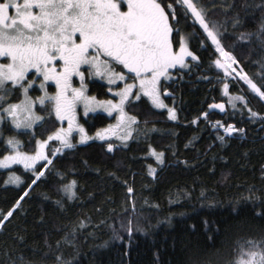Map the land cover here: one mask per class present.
Returning a JSON list of instances; mask_svg holds the SVG:
<instances>
[{
  "label": "trees",
  "instance_id": "1",
  "mask_svg": "<svg viewBox=\"0 0 264 264\" xmlns=\"http://www.w3.org/2000/svg\"><path fill=\"white\" fill-rule=\"evenodd\" d=\"M195 2L216 23L226 50L239 61L235 67L259 85L264 46L255 34L239 37L255 33L264 22L261 0ZM228 3L232 7L222 6ZM237 13L241 22L233 25ZM179 29L198 59L164 81L171 94L166 102H173L178 112L176 121L142 97L126 107L139 121L129 140L73 139V148L55 155L59 144L51 140L50 164L0 170V219L20 200L0 226V264H56L58 252L73 264H220L233 258L245 241L264 239V215L259 214L264 209V100L216 65L213 47L190 17L181 20ZM39 83L37 79L29 89L33 98L41 95ZM46 88L49 94L55 91L54 85ZM88 93L111 97L99 81L89 84ZM228 96H244L247 103L237 102L234 108ZM22 98L17 91L8 102ZM216 102L226 104L223 115L209 112ZM249 108L260 115L254 118ZM35 111L44 122L33 132L13 128L8 118L0 124V158L9 153L8 138L31 153L37 140L62 126L46 106L36 105ZM111 121L101 113L82 119L91 137ZM217 122L236 131L226 135L224 127H213ZM108 143L114 145L111 152ZM150 148L163 153L162 163ZM38 171L43 175L37 177ZM10 173L20 177L19 183H6ZM70 180L76 181L72 199L62 190Z\"/></svg>",
  "mask_w": 264,
  "mask_h": 264
},
{
  "label": "snow or ice",
  "instance_id": "2",
  "mask_svg": "<svg viewBox=\"0 0 264 264\" xmlns=\"http://www.w3.org/2000/svg\"><path fill=\"white\" fill-rule=\"evenodd\" d=\"M222 6L232 7L231 3ZM260 7L264 10V0H261ZM189 17L198 22L206 34L205 39L215 45L223 58L215 61L218 67L228 71L232 64L239 63L236 56L226 50L219 28L209 19L206 8L198 7L194 0H0V58L6 61L0 62V124L7 118L16 128H32L37 121L43 123L44 117L35 111L37 103L42 110L46 106L49 115L54 112L57 120L67 119L68 122L67 128H55L47 139L37 140L36 150L32 153L19 151L20 141L14 137L8 138L5 143L9 146V153L0 158V165L18 161L25 168H31L38 160H46L50 164L45 146L53 139L60 142L61 147L56 148L53 155L63 148H73L75 145L71 142V134L74 127L79 130V142L92 139L83 125L76 122L77 105L81 103L85 114L97 107L109 114L115 110L118 113L115 127L125 130L119 138L121 141L129 140L136 130L133 126L139 123L137 116L125 110L129 97L137 100L146 97L153 107L166 108L162 95L168 93V88L163 84L171 78V70L178 65L188 67V57L198 59L179 29L181 20L186 22ZM240 22L237 13L232 23L238 25ZM254 34L264 46V22L260 23L255 33H240L239 38L249 39ZM113 63L121 65L127 72H116ZM85 65L90 74L94 71L95 75L106 78L109 85L117 80L124 81L123 87L116 85L115 89L108 88L119 99L97 100L95 96L87 95L85 73L81 70ZM32 73L35 75L28 79ZM74 76L80 78L79 87L73 84ZM239 78L264 100V76L258 85L241 69ZM37 79L44 94L34 99L28 93ZM129 79L131 82H128ZM48 81L55 82L56 91L53 94L47 92ZM223 87L227 90L228 84L225 83ZM17 91L23 92V99L18 103L8 102V97ZM235 100L247 103L244 96L231 97L229 102L234 108ZM213 106L224 107L223 104L209 107ZM248 111L254 118L260 115L252 112L251 108ZM168 115L173 120L177 119L175 108H168ZM201 115L207 116V113ZM213 127H224L226 132L235 131L231 124L225 127L217 122ZM112 128L109 125L107 129H98L95 136L103 140ZM220 139L223 140V137ZM113 148L112 143L107 144L109 152ZM150 151L157 161L163 162L162 152L152 148ZM42 175V171L36 172L37 177ZM19 181V176L10 173L6 183ZM75 185V180L62 185L68 199L75 195ZM127 192L132 194L133 188L129 186ZM19 204L18 199L12 209L3 214L0 226L13 215V209ZM132 208L135 209V203ZM259 214L264 215V209ZM128 224H131V220ZM127 231L131 233L132 228L128 227ZM55 261L56 264H73L59 252L55 255ZM220 264H264V239L245 241L239 245L233 258L223 259Z\"/></svg>",
  "mask_w": 264,
  "mask_h": 264
},
{
  "label": "rangeland",
  "instance_id": "3",
  "mask_svg": "<svg viewBox=\"0 0 264 264\" xmlns=\"http://www.w3.org/2000/svg\"><path fill=\"white\" fill-rule=\"evenodd\" d=\"M194 2H195V0H194ZM190 20L192 21V23H193V19L192 18H190ZM195 24H196V26L201 30V33L204 35V37L206 36V34L203 32V29L199 26V24H198V22H195ZM186 37V36H185ZM209 43H210V45L213 47V49H214V51H215V53H216V55L217 56H219V53L216 51V47H215V45H213L212 43H211V41L210 40H207ZM186 42H187V45H188V47H189V40H188V38L186 37ZM190 49V48H189ZM191 59V57H188V58H186V60H187V64H188V66H189V60ZM0 62H6V61H4V59L3 58H0ZM228 63H231L230 61L228 62ZM112 67H113V69L116 71V72H120V71H124V72H127V70L126 69H123V67L121 66V65H118V64H116V63H113V65H112ZM184 68H186V67H182V66H177L175 69H172L171 70V72H172V76H171V78L170 79H172L174 76H175V73H174V71H178V70H183ZM81 70L82 71H84V73H85V80H84V83L87 85V88H86V94L87 95H89V96H93V95H90L89 93H88V87H89V84L92 82V81H99V82H102V83H104V84H106L107 85V91H108V88L109 87H113V89H115V87H116V85H119L120 87H123V84H124V81H120V80H117L116 82H115V84H113V85H109V83H108V80L105 78V79H102L100 76H97V75H95V73H94V71L90 74L89 73V71H88V66H82V68H81ZM228 71L229 72H231L232 74L230 75V77L233 79V80H241L240 78H239V73H240V70H238L236 67H235V65L234 64H232L231 65V68H229L228 69ZM34 75H35V73H33ZM178 74V73H177ZM170 79H168V80H170ZM168 80H165V81H168ZM243 81V80H242ZM128 82H131V79H129L128 80ZM244 82V81H243ZM245 83V82H244ZM47 84H51V85H54V87H55V82L54 81H48V82H46V85ZM73 84H74V86L75 87H79L80 86V78L78 77V76H74L73 77ZM246 84V83H245ZM247 85V84H246ZM34 86V85H33ZM163 87H164V84H163ZM248 87V86H247ZM249 89V88H248ZM42 92H41V95H43L44 94V91L43 90H41ZM55 91H56V88H55ZM55 91H54V93H55ZM133 91H135V89L133 90ZM249 91H251L250 89H249ZM252 92V91H251ZM108 93H109V95L111 96V97H109V98H106V99H101V98H97V100H108V99H113V100H117V99H119L117 96H115V93H114V91L113 92H109L108 91ZM29 94V93H28ZM40 95V96H41ZM171 96V94L170 93H168L167 94V96H164V93H163V95H162V98L164 99V103L167 105V107L166 108H155V109H157V110H160V111H165L166 112V117L168 118V119H170V120H173V119H171L170 117H169V115H168V108H175V110H176V117L178 118V112H177V109H176V107L174 106V103L172 102V103H167L166 102V99L168 98V97H170ZM146 98V97H145ZM230 98H231V96H228V103H230L229 102V100H230ZM23 99V98H22ZM35 99V98H34ZM147 99V98H146ZM135 100H137V99H135L134 97H132V96H130L129 97V100L128 101H126L125 102V110H126V107H127V105L129 104V102H131V101H135ZM241 100H235L234 101V103H237V102H240ZM230 104H232V103H230ZM36 105H39L38 103L36 104ZM36 107V106H35ZM127 111V110H126ZM129 114H131L129 111H127ZM98 113H101V114H105V115H107L108 117H112L113 118V121H111L106 127H104V128H101V129H107V128H109V125H112L113 126V128L110 130V132L109 133H106L105 134V137H104V139L103 140H101V139H99V138H97L96 136H95V134H94V136L92 137V140H95V141H107L109 138H113V139H115V140H118V141H121L120 140V136L121 135H123L124 134V131L125 130H122V129H120V128H116L115 126L117 125V115H118V113L114 110L111 114H109L107 111H105L103 108H100V107H97L94 111H92V110H89V112L87 113V114H85V112H84V107H83V104L81 103V104H78L77 105V116H76V122H77V124H79V125H83V123H82V119H86L89 115H93V114H98ZM53 114H54V116H55V113L53 112ZM132 115V114H131ZM56 118V117H55ZM57 119V118H56ZM8 120L10 121V124L12 125V127L13 128H15V129H19V130H25V131H30V132H33L34 131V127L35 126H37V125H39L40 124V122L39 121H37L35 124H33V126H32V128H24V127H21V128H16L15 127V125L14 124H12L11 123V119L10 118H8ZM177 119H175L174 121H176ZM59 121V120H58ZM60 123H61V127H64V128H67L68 127V122H67V119H65L64 121H59ZM83 127H84V125H83ZM219 129H222V128H220V127H218ZM86 131V130H85ZM226 135H230L231 136V134H233L235 131H231V132H226L225 131V129L224 130H222ZM97 132V131H96ZM72 140L73 139H76L77 141H79V136H80V134H79V130H78V128H76V127H74L73 128V131H72ZM91 137V136H90ZM53 140H55V139H53ZM72 140H71V142H72ZM56 141V140H55ZM58 144H59V147H61V144H60V142L59 141H56ZM49 143H50V141L48 142V145H46L45 146V154L48 156V147H49ZM18 150L19 151H21V152H23L21 149H19L18 148ZM36 150V147H35V149H34V151ZM33 151V152H34ZM32 153V152H31ZM44 161H46V160H38V161H36L35 162V164H33L32 165V167L31 168H25V166H24V164L23 163H20V162H15V163H9V164H7V165H0V170H4V169H8V168H12V167H14V166H21L22 168H24V169H26V170H30V169H33V168H35L39 163H41V162H44Z\"/></svg>",
  "mask_w": 264,
  "mask_h": 264
},
{
  "label": "water",
  "instance_id": "4",
  "mask_svg": "<svg viewBox=\"0 0 264 264\" xmlns=\"http://www.w3.org/2000/svg\"><path fill=\"white\" fill-rule=\"evenodd\" d=\"M165 96L167 95L166 93L164 94ZM215 104H223L224 105V107H223V109H220V108H216V107H209L208 109H209V112H211V113H220L221 115H223L224 113H225V111L227 110V108H226V104L224 103V102H216V103H212L211 105H215ZM210 106V105H209Z\"/></svg>",
  "mask_w": 264,
  "mask_h": 264
},
{
  "label": "built area",
  "instance_id": "5",
  "mask_svg": "<svg viewBox=\"0 0 264 264\" xmlns=\"http://www.w3.org/2000/svg\"><path fill=\"white\" fill-rule=\"evenodd\" d=\"M217 58H220L221 60H223V58H222V57H220V56H217Z\"/></svg>",
  "mask_w": 264,
  "mask_h": 264
},
{
  "label": "bare ground",
  "instance_id": "6",
  "mask_svg": "<svg viewBox=\"0 0 264 264\" xmlns=\"http://www.w3.org/2000/svg\"><path fill=\"white\" fill-rule=\"evenodd\" d=\"M44 169H45V168H43V170H44ZM43 170H42V171H43Z\"/></svg>",
  "mask_w": 264,
  "mask_h": 264
}]
</instances>
